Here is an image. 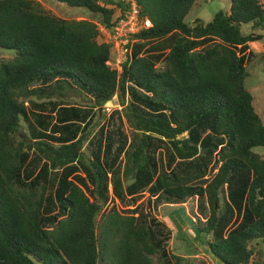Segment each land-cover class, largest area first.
I'll return each instance as SVG.
<instances>
[{"label":"trees","instance_id":"1","mask_svg":"<svg viewBox=\"0 0 264 264\" xmlns=\"http://www.w3.org/2000/svg\"><path fill=\"white\" fill-rule=\"evenodd\" d=\"M54 1L85 8L98 22L59 18L36 0H0V48L14 51L0 61V264H155L153 257L179 264L168 258L156 221L142 213L109 210L96 223L109 185L118 198L144 190L178 203L206 196L210 213L195 232L209 236V250L223 264H264V156L252 150L264 146V126L244 84L248 43L262 35L240 30L264 27L260 1L228 0V12L189 25L195 0H133L151 26L132 35L120 69L109 66L98 25L112 32L131 1ZM108 5L120 9L115 21ZM71 93L89 95L98 108L127 95L132 141L114 154L110 141L103 151L99 143L85 164L86 137L75 122L86 116L51 101ZM30 98L47 101L54 115L30 113ZM22 122L30 143L18 138ZM152 133L169 141L182 173L159 170ZM200 148L205 154L195 162ZM33 149L48 161L24 178ZM213 156L216 173L201 185ZM52 172L56 212L47 208Z\"/></svg>","mask_w":264,"mask_h":264},{"label":"rangeland","instance_id":"2","mask_svg":"<svg viewBox=\"0 0 264 264\" xmlns=\"http://www.w3.org/2000/svg\"><path fill=\"white\" fill-rule=\"evenodd\" d=\"M36 1L44 10L59 18L98 22V17L92 15L85 8L69 7L54 0ZM259 1L264 8V0ZM108 7L115 9L112 17L114 21L117 17L121 16L119 7L112 5H108ZM229 7L228 0H195L192 9L185 16L184 21L189 25H192L196 19H201L204 23H207L217 11L224 10L228 12ZM100 27L98 25V30ZM123 29L124 26H121L119 31ZM240 30L242 34L254 33L262 35L260 40L248 43L249 54H247L248 60L245 63L248 76L245 78L244 84L252 95L254 110L264 126V27L262 29H255L251 23H248L242 24ZM108 35L103 31L97 38V41L107 43L110 46V60L108 64L113 69H120L121 62L125 60L126 54L131 51L126 43L129 40H133L132 35L131 37L129 36L130 38L123 36L124 39H115V36L108 37ZM124 44H126L127 50L123 48ZM13 56L14 51L0 48V61L8 60ZM157 66L161 67L162 64L160 63ZM51 101L56 103L57 108L63 106L77 107L86 116L84 121L75 122L79 124L78 136L83 133L86 137L82 144L83 161L85 164H88L89 160L93 157V151L96 150L99 143L103 151L106 143L110 141V147L114 154L123 143L128 145L136 133L125 115L126 106L129 101L127 95L124 99H121L117 95L113 96L111 102L105 104L102 108L94 106V102L87 94L71 93L64 99L52 98ZM25 105H27L30 113L54 115V112L51 110L52 106L47 101L30 98L28 101L25 100ZM53 123H55V119H53ZM18 138L25 140L27 143L32 142L27 133L25 122H22ZM150 140L159 170L169 171L173 169L177 173H182L183 171L180 169L183 166L182 162H178V159L171 153L169 141L156 133L150 134ZM252 150L264 156V146H258ZM204 154L205 152L200 148L198 156L195 157V162L201 161V156ZM29 155L30 162L24 170V178H32V176L38 173L43 163L48 161L46 153L40 149H33L29 152ZM214 157L208 164L204 180L202 179L203 181L199 182V184L205 185L216 173L218 165L213 164ZM80 174L84 176V170H80ZM57 176V172H52L48 177L49 201L47 208L55 212L57 211V207L53 203V192ZM88 187L87 195L90 200H95L92 186L89 185ZM108 191L109 202L102 207L101 212L96 217L97 224L102 221L104 214L109 210H115L124 215L133 214L134 216L142 213L147 218L156 221L154 230L163 240L162 246L167 252L168 258L172 256L177 257L179 264H215V259L210 254L207 246V241L210 239L209 236L195 232V226H202L210 213V206L206 196L188 197L183 202L178 203L161 195L156 198L148 190L136 193L133 197L123 193L119 198L113 195L111 185L108 186ZM219 194L223 201L226 198L225 188ZM249 247H253L254 252L258 249V246L254 244ZM256 256L257 253L254 257ZM153 259L155 264H160L156 257H153Z\"/></svg>","mask_w":264,"mask_h":264},{"label":"built area","instance_id":"3","mask_svg":"<svg viewBox=\"0 0 264 264\" xmlns=\"http://www.w3.org/2000/svg\"><path fill=\"white\" fill-rule=\"evenodd\" d=\"M126 1H131V7L127 9L125 14L118 19L113 31L111 32L107 28L101 26L99 29V36L104 31V33L109 34L108 37L115 36V39H124V37H131V35L139 32L140 30L147 29L151 26V23L147 18H140L135 2L133 0ZM121 26H124V29L119 31ZM132 43V40H129L126 44L131 45ZM126 44L123 45L125 50H127Z\"/></svg>","mask_w":264,"mask_h":264},{"label":"water","instance_id":"4","mask_svg":"<svg viewBox=\"0 0 264 264\" xmlns=\"http://www.w3.org/2000/svg\"><path fill=\"white\" fill-rule=\"evenodd\" d=\"M210 254L215 259V264H223L222 260L219 257H217L212 251H210Z\"/></svg>","mask_w":264,"mask_h":264}]
</instances>
